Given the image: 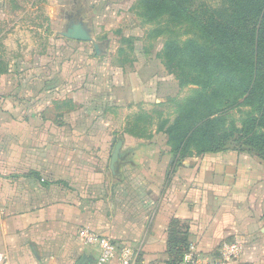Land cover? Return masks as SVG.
Wrapping results in <instances>:
<instances>
[{
  "label": "crops",
  "instance_id": "crops-1",
  "mask_svg": "<svg viewBox=\"0 0 264 264\" xmlns=\"http://www.w3.org/2000/svg\"><path fill=\"white\" fill-rule=\"evenodd\" d=\"M14 1L0 0V256L91 264L98 249L78 236L91 228L144 264L169 263L174 232L199 264L231 244L237 255L222 264H264V159L230 145L177 160L155 126L138 134L115 122L144 104L121 96L145 87L135 72L119 76L125 66H70L65 79L60 66H20L13 26L39 3Z\"/></svg>",
  "mask_w": 264,
  "mask_h": 264
},
{
  "label": "trees",
  "instance_id": "trees-1",
  "mask_svg": "<svg viewBox=\"0 0 264 264\" xmlns=\"http://www.w3.org/2000/svg\"><path fill=\"white\" fill-rule=\"evenodd\" d=\"M147 22L165 16L155 30L168 35L159 56L180 86L192 85L172 118L157 124L174 158L220 152L236 134L234 148L264 159V0H139ZM185 23L178 41L179 27ZM173 26V27H172ZM250 106L241 126L228 118L232 108ZM256 113V114H254ZM142 116L129 124L138 130ZM168 264L184 261L186 236L173 233Z\"/></svg>",
  "mask_w": 264,
  "mask_h": 264
},
{
  "label": "rangeland",
  "instance_id": "rangeland-1",
  "mask_svg": "<svg viewBox=\"0 0 264 264\" xmlns=\"http://www.w3.org/2000/svg\"><path fill=\"white\" fill-rule=\"evenodd\" d=\"M14 1V0H13ZM30 3L32 0H23ZM39 9L24 12L23 19H30L27 23H16L12 30L16 37L14 45L18 50L23 47L20 66H45L48 75L52 66H60L64 70L62 78H66V70L70 66H94L92 72L100 73L97 66H125L119 76L128 80L129 73L135 72V78L140 84H145L138 93L123 89L122 95L126 103L133 106L132 113L128 108L115 112L114 121L122 124L123 120L133 122L135 117L142 116V121L137 124L138 130L147 133L152 127L164 118H172L176 107L190 93L192 85L180 86L179 82L166 68L164 59L159 56L164 47V41L168 35H156L155 30L163 28L167 21L165 16L159 21L147 22L142 17L139 0H37ZM209 4L216 5L218 0H204ZM14 2H18L15 0ZM17 17L22 13L20 10H11ZM39 16V17H38ZM37 19V20H36ZM78 19L89 32L91 41H76L68 39L62 32L75 20ZM185 23L178 25V41L183 40L182 30ZM173 27V26H172ZM27 30L28 38L21 39L20 30ZM60 33V34H59ZM94 44L98 52L94 50ZM8 45L1 43L5 51ZM0 66L5 64L0 61ZM69 66V67H68ZM67 67V68H66ZM101 71H104V70ZM47 76V75H45ZM104 77V72H102ZM137 105V104H136ZM250 106L242 105L232 108L228 118L235 125L241 126L245 113ZM256 114V113H254ZM129 115L131 119L129 118ZM235 134L229 141V145L237 143Z\"/></svg>",
  "mask_w": 264,
  "mask_h": 264
},
{
  "label": "built area",
  "instance_id": "built-area-1",
  "mask_svg": "<svg viewBox=\"0 0 264 264\" xmlns=\"http://www.w3.org/2000/svg\"><path fill=\"white\" fill-rule=\"evenodd\" d=\"M78 236L82 243L93 244L98 249V254L91 264H144L138 261L136 250L128 245H120L96 230L81 228ZM237 252V245H225L221 259L236 256ZM222 260H213L205 264H222ZM184 261L199 264L190 253L184 255ZM0 264H9V262L4 256H0Z\"/></svg>",
  "mask_w": 264,
  "mask_h": 264
},
{
  "label": "water",
  "instance_id": "water-1",
  "mask_svg": "<svg viewBox=\"0 0 264 264\" xmlns=\"http://www.w3.org/2000/svg\"><path fill=\"white\" fill-rule=\"evenodd\" d=\"M62 35L66 38L74 39V40H81V41H91L92 38L82 24V22L78 19H75L65 31L62 32ZM94 48L97 50L96 44H94ZM117 151L114 153L113 158L115 159ZM77 264H81L79 261Z\"/></svg>",
  "mask_w": 264,
  "mask_h": 264
}]
</instances>
